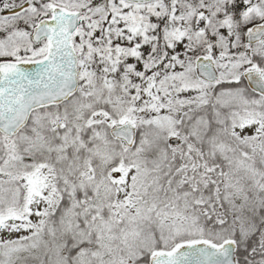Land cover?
<instances>
[{
	"label": "snow or ice",
	"instance_id": "snow-or-ice-1",
	"mask_svg": "<svg viewBox=\"0 0 264 264\" xmlns=\"http://www.w3.org/2000/svg\"><path fill=\"white\" fill-rule=\"evenodd\" d=\"M0 264H264V0H0Z\"/></svg>",
	"mask_w": 264,
	"mask_h": 264
}]
</instances>
